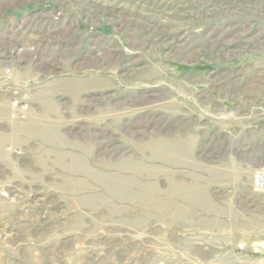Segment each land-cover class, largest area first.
<instances>
[{
    "label": "rangeland",
    "instance_id": "obj_1",
    "mask_svg": "<svg viewBox=\"0 0 264 264\" xmlns=\"http://www.w3.org/2000/svg\"><path fill=\"white\" fill-rule=\"evenodd\" d=\"M236 114L264 0H0V264H264Z\"/></svg>",
    "mask_w": 264,
    "mask_h": 264
},
{
    "label": "crops",
    "instance_id": "obj_2",
    "mask_svg": "<svg viewBox=\"0 0 264 264\" xmlns=\"http://www.w3.org/2000/svg\"><path fill=\"white\" fill-rule=\"evenodd\" d=\"M230 120L231 124L221 139L225 157L237 167L248 164V173L251 175H255L257 170L264 171V119L256 123L255 120L250 121L236 114ZM249 155H252V162L245 163Z\"/></svg>",
    "mask_w": 264,
    "mask_h": 264
},
{
    "label": "built area",
    "instance_id": "obj_3",
    "mask_svg": "<svg viewBox=\"0 0 264 264\" xmlns=\"http://www.w3.org/2000/svg\"><path fill=\"white\" fill-rule=\"evenodd\" d=\"M254 185L257 190L264 191V171H257L255 173Z\"/></svg>",
    "mask_w": 264,
    "mask_h": 264
}]
</instances>
